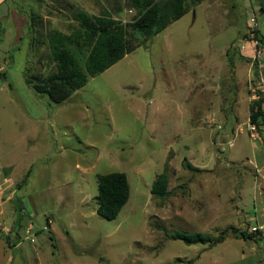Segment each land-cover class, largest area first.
Here are the masks:
<instances>
[{"label":"rangeland","instance_id":"obj_1","mask_svg":"<svg viewBox=\"0 0 264 264\" xmlns=\"http://www.w3.org/2000/svg\"><path fill=\"white\" fill-rule=\"evenodd\" d=\"M10 1L29 18L30 46L27 57L12 48L0 72V161L16 162L0 164V264H264V123L250 122L264 57L247 44L258 30L264 47V0L192 6L156 36L133 38L132 53L58 106L23 73L27 60L31 73L55 71L48 34L78 28L72 7L123 23L137 14L128 0ZM165 169L170 195L159 199L152 186ZM117 172L130 199L108 220L98 176ZM226 229L215 244L170 238Z\"/></svg>","mask_w":264,"mask_h":264},{"label":"trees","instance_id":"obj_2","mask_svg":"<svg viewBox=\"0 0 264 264\" xmlns=\"http://www.w3.org/2000/svg\"><path fill=\"white\" fill-rule=\"evenodd\" d=\"M205 0H128L129 9L136 12L135 20L123 23L109 14L93 16L86 11L73 8L74 20L78 23L70 34L55 30L48 34L49 59L55 71L45 75L26 69L25 80L40 97H47L51 106H58L85 87L89 80L102 74L127 54L132 53L139 43L132 39L141 36L148 40L189 13L192 6ZM264 10V9H263ZM35 28V27H32ZM261 40L260 31H256ZM261 43V41H260ZM85 64L82 66L81 61ZM250 122L260 128L264 123V95L250 104ZM188 168H194L188 164ZM169 175L165 169L152 186V194L159 199L170 195ZM98 214L105 219H116L130 199V184L125 173L117 172L98 176ZM237 233L236 229H232ZM229 229L221 232L218 239L204 233L175 231L172 240L188 246L215 244L226 237ZM245 240H256L252 235L242 234Z\"/></svg>","mask_w":264,"mask_h":264},{"label":"crops","instance_id":"obj_3","mask_svg":"<svg viewBox=\"0 0 264 264\" xmlns=\"http://www.w3.org/2000/svg\"><path fill=\"white\" fill-rule=\"evenodd\" d=\"M10 2H11L10 0H0V12L2 11L0 15V28L4 35L3 38L0 40V64L2 66V70H4L3 73H8L7 72L8 67L11 63V58H12L11 55L12 48H14L15 51L22 48L23 51L26 52V57H27L29 54V50H28L29 47L27 46L28 45L30 46L29 41L24 40L25 35L27 34L28 31H30V27L28 28L27 25L28 21H26V23L24 22V20H26L27 17L26 15H24V13L20 12L18 9L14 10L13 8L8 7ZM5 22H6V29L5 27H3ZM28 68H29V61L27 60V63L23 68L24 76H25V71ZM2 70L0 72H2ZM261 87H262V92L264 93V68H262ZM14 163L16 162L13 161L11 157L4 160V162L0 161V164L3 166H6V164H14ZM9 172H11V170ZM5 175L9 176L8 171L5 173ZM0 215L2 216V218H0L1 219L0 221H2V223H6V219L4 218V211L2 212L0 211ZM19 245L20 242L17 243L12 250L17 249Z\"/></svg>","mask_w":264,"mask_h":264},{"label":"built area","instance_id":"obj_4","mask_svg":"<svg viewBox=\"0 0 264 264\" xmlns=\"http://www.w3.org/2000/svg\"><path fill=\"white\" fill-rule=\"evenodd\" d=\"M130 13H133V10H130ZM247 44H248L249 47L252 48V51H253V54H254L252 58L254 60L262 58L264 56V47L261 46L260 39L257 37L256 32H253L252 39L248 40ZM246 48H247V45H245V44H243L241 46V49L243 51L246 50ZM1 70H2V66L0 64V71ZM251 130L252 131H256L257 130L256 125L253 124V126H251ZM253 136H255V134H253ZM33 229H34L33 226H30L27 229V233H28L27 239H29V235L33 232ZM45 229H47V228H45ZM3 230L6 231V232H10V229H7V228H4Z\"/></svg>","mask_w":264,"mask_h":264}]
</instances>
